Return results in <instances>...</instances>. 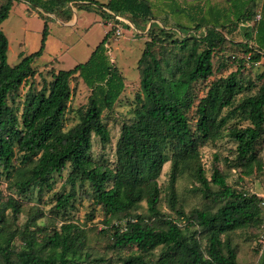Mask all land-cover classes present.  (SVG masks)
Returning a JSON list of instances; mask_svg holds the SVG:
<instances>
[{
	"label": "trees",
	"instance_id": "1",
	"mask_svg": "<svg viewBox=\"0 0 264 264\" xmlns=\"http://www.w3.org/2000/svg\"><path fill=\"white\" fill-rule=\"evenodd\" d=\"M3 1L0 25L15 1L53 13L74 0ZM76 1L148 36L138 60L140 94L131 121L120 128L114 166L93 162L92 138L102 146L110 143L103 115L113 110L124 90L123 77L107 54L110 32L84 63L52 71L49 83L40 90L30 87L15 104L21 86L35 76L34 64L43 46L10 65L8 41L0 28V176L6 189L19 196L34 186L39 193L51 191L55 176L67 169L64 184L69 189L54 193L53 211L64 214L76 197V182H88L91 203L104 214L100 233L109 237L110 248L133 250L121 264H238L233 235L262 226L263 200L229 186L228 172L217 165L208 177L200 147L227 138L234 148L230 157L222 159L226 168L238 170L240 178L262 169L257 152L264 136V74L258 76L255 93H246L254 84H243L238 77L242 65L227 77L213 79L201 98L194 87L213 76V57L226 44L252 63L264 58V0H224L222 7L196 5L189 8L192 14L170 6L194 23L192 27L176 23L173 30L167 28L166 16L155 15L149 0ZM258 12L260 18L254 21ZM240 26L245 40H233ZM158 44L177 52L170 60L157 57ZM75 79L87 87L89 96L86 105L77 109L76 123L65 129L70 82ZM167 164L162 188L159 178ZM182 180L191 184L190 193L216 207L186 213L177 197ZM163 189L177 216L161 211ZM143 203L145 214H133ZM40 211L29 215L21 229H9L8 218L16 221L23 209L18 198L5 196L0 189L1 264H107L84 251L85 231L80 225L69 222L49 230L37 222ZM17 239L22 243L19 249L14 246ZM257 256L255 264H264V250Z\"/></svg>",
	"mask_w": 264,
	"mask_h": 264
},
{
	"label": "rangeland",
	"instance_id": "2",
	"mask_svg": "<svg viewBox=\"0 0 264 264\" xmlns=\"http://www.w3.org/2000/svg\"><path fill=\"white\" fill-rule=\"evenodd\" d=\"M92 1L104 4L107 0ZM149 1L153 5L154 13L158 18L166 16L169 30H173L172 27H175L176 23H181L187 27L194 25L189 16L184 13L172 12L171 7L184 9L192 14L189 8L196 5L203 8H207V6H224V0ZM3 2V0H0V5ZM77 2L74 0L59 11L54 10L53 13L48 12L46 8H35L26 1H15L13 3L7 19L0 25L8 41L7 62L10 65H15L23 57L37 52L43 46L41 56L34 64L35 76L21 86L19 96L15 98V104L23 100L26 91L30 87L34 90H40L44 83H49L52 71L70 70L76 65L84 63L94 48L110 32L106 44L107 54L123 77L124 90L115 103L113 110L105 112L103 115V122L109 130L111 141L109 144L102 146L99 140L93 137L90 158L95 163L98 162L112 167L114 166V150L120 128L123 123L131 121L132 110L136 107V95L140 94L138 60L148 36L145 32L136 30L132 26L126 27L113 19L103 17L98 9L88 3ZM59 12H63V14H59ZM68 17L71 18L70 21H66ZM45 29L46 31H44ZM243 30L244 27L240 26L238 33L234 34L233 40L244 41ZM201 31L203 29L198 32ZM176 38H180V36L176 35ZM155 52L157 57L170 60L177 50L175 49L172 52L171 47L168 45L161 47L158 44ZM247 57L243 52L235 51L234 47L226 44L223 51L217 52L213 57V76L207 81H199L195 85L194 93L197 98L205 96L213 79L227 77L235 72L240 65H242V69L238 77L243 79V84L248 81L254 84L245 92L255 93L260 84L258 76L264 74V58L252 63L247 60ZM70 88L71 95L65 115V129L76 123L77 109L86 105L89 96V90L79 79L71 81ZM239 96L241 95L237 97ZM233 148V142L227 138L216 142H207L200 147L201 158L208 177L212 166L217 165L223 172H228L227 184L229 186L262 196V226L256 229L250 228L243 233L233 235V243L237 244L238 264H255L258 257L257 251L264 250V136L258 144L257 152L262 169L260 171L255 170L250 177L240 178L238 170L231 171L224 165L222 159L230 157ZM167 171L168 164L164 166L162 175L159 178V184L162 188L167 182ZM60 176H55V184L51 191L44 190L39 193L38 188L34 186L22 196L17 195L14 191H8L4 177L0 176V189L4 191L5 196L11 195L18 198L23 209L16 221L11 217L8 218L9 229H21L29 215H34L36 210H41L42 217L37 220L39 224L44 223L51 230L53 227L58 229L63 223H76L85 231L84 251L90 252L95 258H104L107 264H121L123 258L133 250L129 248L117 250L110 248L111 241L109 237L100 233V230L105 228L103 224L104 214L92 205L90 199L91 189L88 182L83 185L79 181L76 182V197L64 214H56L53 211L54 193L62 190L68 191L69 189V185L64 184L67 169ZM190 187L191 184L186 180L180 181L177 186V197L186 213L196 208L203 209L207 205L211 209L216 207L211 202H205L201 197L190 193ZM160 198L159 207L161 211L164 214L177 216L167 203L164 189ZM133 214H145V204H141ZM41 236H37V240ZM14 243L16 249H19L22 245L20 239H17Z\"/></svg>",
	"mask_w": 264,
	"mask_h": 264
},
{
	"label": "built area",
	"instance_id": "3",
	"mask_svg": "<svg viewBox=\"0 0 264 264\" xmlns=\"http://www.w3.org/2000/svg\"><path fill=\"white\" fill-rule=\"evenodd\" d=\"M259 18H260V13L258 12V13L256 14L255 18H254V21L259 20ZM120 20H121V19H120Z\"/></svg>",
	"mask_w": 264,
	"mask_h": 264
},
{
	"label": "crops",
	"instance_id": "4",
	"mask_svg": "<svg viewBox=\"0 0 264 264\" xmlns=\"http://www.w3.org/2000/svg\"><path fill=\"white\" fill-rule=\"evenodd\" d=\"M262 197V196H261Z\"/></svg>",
	"mask_w": 264,
	"mask_h": 264
}]
</instances>
